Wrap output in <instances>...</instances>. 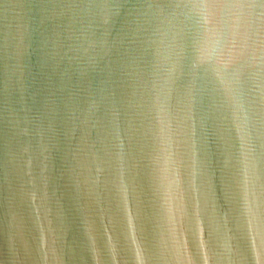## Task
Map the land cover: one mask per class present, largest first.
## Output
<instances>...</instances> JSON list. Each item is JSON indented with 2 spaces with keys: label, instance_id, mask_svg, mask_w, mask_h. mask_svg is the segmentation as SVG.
I'll return each instance as SVG.
<instances>
[{
  "label": "water",
  "instance_id": "obj_1",
  "mask_svg": "<svg viewBox=\"0 0 264 264\" xmlns=\"http://www.w3.org/2000/svg\"><path fill=\"white\" fill-rule=\"evenodd\" d=\"M0 264H264V0H0Z\"/></svg>",
  "mask_w": 264,
  "mask_h": 264
}]
</instances>
